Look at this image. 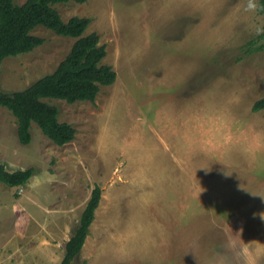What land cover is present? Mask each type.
I'll return each mask as SVG.
<instances>
[{
  "label": "rangeland",
  "instance_id": "1",
  "mask_svg": "<svg viewBox=\"0 0 264 264\" xmlns=\"http://www.w3.org/2000/svg\"><path fill=\"white\" fill-rule=\"evenodd\" d=\"M25 0H15L17 4ZM116 81L94 103L46 99L75 138L55 145L0 107V264H59L94 186L101 198L74 264H264V13L259 0H87ZM6 58L0 90L52 73L75 39L37 27Z\"/></svg>",
  "mask_w": 264,
  "mask_h": 264
},
{
  "label": "trees",
  "instance_id": "2",
  "mask_svg": "<svg viewBox=\"0 0 264 264\" xmlns=\"http://www.w3.org/2000/svg\"><path fill=\"white\" fill-rule=\"evenodd\" d=\"M86 1L25 0L17 4L15 0H0V69L6 58L32 52L43 44L42 37L32 34L37 27L75 39L69 52L52 73L44 75L23 90H0V107L9 110L16 119L17 138L22 145H28L32 140V124L55 145L63 146L73 141L75 128L69 123L60 122L58 108L45 100H63L68 104L79 101L94 103L100 88L116 81V72L110 65L103 63L106 46L100 44L99 35L96 32L85 34L91 19L72 16L64 21L55 7L69 2ZM259 9L264 13V0H259ZM262 37L264 38V31ZM263 109L264 97L252 107L253 111ZM34 172L32 167L8 171L0 164V182L10 188L25 187ZM100 198L101 189L96 185L78 225L65 244L64 256L59 264H74L80 255Z\"/></svg>",
  "mask_w": 264,
  "mask_h": 264
},
{
  "label": "clouds",
  "instance_id": "3",
  "mask_svg": "<svg viewBox=\"0 0 264 264\" xmlns=\"http://www.w3.org/2000/svg\"><path fill=\"white\" fill-rule=\"evenodd\" d=\"M262 220H264V218H261ZM253 264H254V262H253Z\"/></svg>",
  "mask_w": 264,
  "mask_h": 264
}]
</instances>
